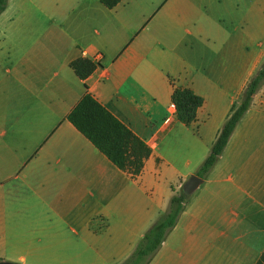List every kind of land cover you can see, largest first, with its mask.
<instances>
[{
    "label": "crops",
    "instance_id": "obj_1",
    "mask_svg": "<svg viewBox=\"0 0 264 264\" xmlns=\"http://www.w3.org/2000/svg\"><path fill=\"white\" fill-rule=\"evenodd\" d=\"M77 59L97 65L87 79ZM263 64L264 0H8L0 262L123 264L169 210L175 185L199 176ZM176 88L203 99L190 125L171 107ZM86 93L150 148L139 176L68 120ZM203 180L149 264H264V83Z\"/></svg>",
    "mask_w": 264,
    "mask_h": 264
},
{
    "label": "trees",
    "instance_id": "obj_2",
    "mask_svg": "<svg viewBox=\"0 0 264 264\" xmlns=\"http://www.w3.org/2000/svg\"><path fill=\"white\" fill-rule=\"evenodd\" d=\"M122 0H101L108 8H114ZM8 0H0V14L6 9ZM76 75L84 80L93 74L97 65L87 59H77L71 63ZM264 83V64L247 84L238 104H236L213 144L209 157L198 174L206 177L219 157L240 120L252 105L253 97ZM178 121L190 125L196 120L203 99L190 89L176 88L172 94ZM68 120L116 167L139 176L145 161L150 157V148L126 125L114 117L91 94L86 93L69 113ZM187 196L182 192L170 202L169 210L162 214L138 243L130 257L123 264H149L160 249L169 231L176 225Z\"/></svg>",
    "mask_w": 264,
    "mask_h": 264
},
{
    "label": "water",
    "instance_id": "obj_3",
    "mask_svg": "<svg viewBox=\"0 0 264 264\" xmlns=\"http://www.w3.org/2000/svg\"><path fill=\"white\" fill-rule=\"evenodd\" d=\"M203 182H204L203 178L197 175H192L182 186V192L188 197L192 195L201 186ZM0 264H12V263L0 262Z\"/></svg>",
    "mask_w": 264,
    "mask_h": 264
},
{
    "label": "rangeland",
    "instance_id": "obj_4",
    "mask_svg": "<svg viewBox=\"0 0 264 264\" xmlns=\"http://www.w3.org/2000/svg\"><path fill=\"white\" fill-rule=\"evenodd\" d=\"M247 2H248V0H237V3L240 5H243ZM238 21H239V16H238ZM161 138H163V137H161ZM159 144H160V150L161 151H167L168 150V145H167V142L165 139H161ZM176 185H175V192H177L176 195H180L182 193V190H181L182 188H177Z\"/></svg>",
    "mask_w": 264,
    "mask_h": 264
},
{
    "label": "built area",
    "instance_id": "obj_5",
    "mask_svg": "<svg viewBox=\"0 0 264 264\" xmlns=\"http://www.w3.org/2000/svg\"><path fill=\"white\" fill-rule=\"evenodd\" d=\"M98 58H99V56H96L94 58V60L97 62L98 61ZM171 107H172V109L176 110L175 104H173ZM168 123H170V119H168V120L165 121V124H168Z\"/></svg>",
    "mask_w": 264,
    "mask_h": 264
}]
</instances>
